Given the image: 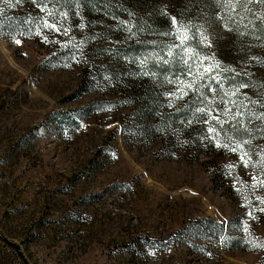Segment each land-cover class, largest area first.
<instances>
[{
  "label": "rangeland",
  "instance_id": "obj_1",
  "mask_svg": "<svg viewBox=\"0 0 264 264\" xmlns=\"http://www.w3.org/2000/svg\"><path fill=\"white\" fill-rule=\"evenodd\" d=\"M54 2L0 0V264H264V3Z\"/></svg>",
  "mask_w": 264,
  "mask_h": 264
},
{
  "label": "snow or ice",
  "instance_id": "obj_2",
  "mask_svg": "<svg viewBox=\"0 0 264 264\" xmlns=\"http://www.w3.org/2000/svg\"><path fill=\"white\" fill-rule=\"evenodd\" d=\"M260 3H264V0H259ZM171 20H172V23L175 25L177 23V18L176 17H171ZM45 27H49L57 32L60 31V29L57 27L56 24H48L47 22H45ZM65 34H66V31H65ZM42 39L44 40V42H48V37L47 36H43ZM16 43H21V41L17 40ZM168 55H172V52L171 50H169V53ZM165 63H167V61H165ZM207 71L209 73H212L213 72V69H212V66L211 65H208L207 66ZM189 75H191V71H189L188 73ZM233 75H239L238 73L235 72V70H233ZM212 79L218 84L219 83V80H216V77L213 76ZM249 85L248 84H241L240 87H243V88H247ZM189 88L192 87L191 84L188 85ZM205 87L207 88V90L209 92H211L213 94V96L215 95L216 93V89L212 86L211 83H209L208 85H205ZM222 87V85H221ZM177 91L179 92L180 89H177ZM182 95H186L187 93H181ZM169 95H174V93H169ZM233 95H235V92H233ZM179 98V97H177ZM201 103H203V101H201ZM231 103H235V101H232ZM171 103L169 104V107H171ZM199 111L203 112L205 115H208L211 119L215 120L216 123L218 125H220V131L223 132L224 131V128H223V125L224 123H226L225 121H222L220 119V116H213L212 115V112H211V109L210 108H202V109H199ZM217 111H219V109H217ZM224 112L225 114L227 115L229 112H230V109L225 107L224 109ZM255 115V114H253ZM237 116H243V113L240 112V111H237L235 113V115L233 116V119H235ZM257 119H261V120H264V112L260 113L259 116H256ZM240 124H241V127L243 128V122L242 121H238ZM205 124H208V120H205L204 121ZM249 123H251V120H249ZM232 130L233 132H236L238 131V129H236V126L235 124L232 125ZM245 131H248L247 129H245ZM257 131H264V129H257ZM208 133L211 134V142H214L215 143V146L216 147H224V148H229V144L228 143H224V144H221L220 143V140L218 138V134H217V129L214 128V127H211L209 126L208 127ZM206 139L208 137H205ZM225 139L228 140V141H235V136L233 135L232 137H228L226 134H225ZM247 142V141H246ZM243 148V144L239 143V142H236L235 143V146L234 147H231L230 150L232 152H237L238 149H242ZM248 156V153L247 152H241V155H240V160L241 162L244 164L245 167L248 166V159H245V157ZM250 159V157H249ZM229 167H231V165H229ZM262 175H264V173H262ZM252 181H253V185L254 186H259V187H264V179H258L257 176H252ZM237 191H239V189H237ZM257 199H261L260 197H257ZM261 203L264 204V199H261ZM260 212H264V208H259L258 209ZM247 215H249L250 217L252 216V213L249 212L247 213ZM247 231V228L245 229Z\"/></svg>",
  "mask_w": 264,
  "mask_h": 264
},
{
  "label": "trees",
  "instance_id": "obj_3",
  "mask_svg": "<svg viewBox=\"0 0 264 264\" xmlns=\"http://www.w3.org/2000/svg\"><path fill=\"white\" fill-rule=\"evenodd\" d=\"M42 1H44V0H42ZM68 0H55V2L54 3H61V4H65L66 2H67ZM83 1H88V2H90V3H92L95 7H100L101 9H102V6H101V0H83ZM13 25L14 26H16V28H19V26H20V23H19V21H17V22H13ZM145 51V50H144ZM60 56V55H59ZM59 56H58V53L55 55L54 54V58H58L59 59ZM161 74H162V72H158V75L159 76H161ZM156 99H155V101L157 100V96H154ZM152 98H153V96H152ZM190 105L192 106V107H195V105H196V101H192V102H190ZM156 107H158V106H152V107H150V111H148V112H150L151 114H153V113H155V111H156V109H158V108H156ZM160 107V106H159ZM187 111L188 110H184L183 111V114H185L186 115V113H187ZM182 113V112H181ZM180 113V114H181ZM178 115V114H177ZM182 117H184V115H182ZM175 120V119H174ZM171 121H173L172 119H169V123L171 122ZM167 124V123H166ZM237 138H239V136H237L236 134H234ZM208 222L209 223H211V225L213 224V226L214 225H216V226H214L215 228H213V230H212V228H210L212 231H214V232H217V234H219L220 235V237L221 236H224L226 233H228V230L226 231V228H225V226L224 225H222V224H215V223H213V221L210 219V220H208ZM207 228V227H206ZM188 230L189 229V227L187 226V225H182V227H181V230H180V232H179V234H182L185 230Z\"/></svg>",
  "mask_w": 264,
  "mask_h": 264
}]
</instances>
